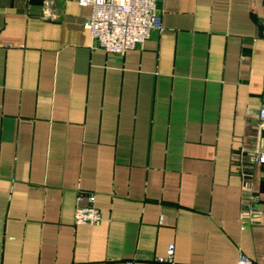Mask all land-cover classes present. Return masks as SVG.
<instances>
[{
	"label": "crops",
	"instance_id": "1",
	"mask_svg": "<svg viewBox=\"0 0 264 264\" xmlns=\"http://www.w3.org/2000/svg\"><path fill=\"white\" fill-rule=\"evenodd\" d=\"M157 7L162 31L116 56L76 0H0V264H264V165L258 222L241 166L264 0ZM79 192L99 226L74 223Z\"/></svg>",
	"mask_w": 264,
	"mask_h": 264
},
{
	"label": "built area",
	"instance_id": "2",
	"mask_svg": "<svg viewBox=\"0 0 264 264\" xmlns=\"http://www.w3.org/2000/svg\"><path fill=\"white\" fill-rule=\"evenodd\" d=\"M79 6L91 8L84 23L95 49L108 54L123 56L128 50L144 44L153 32H161V14L157 0H76ZM264 165V96L257 113V122L247 128L246 141L241 150L243 171V210L251 222L262 216L255 198L252 172L256 166ZM94 194L79 192L76 198L74 223L99 226L102 217L95 206ZM174 247L168 248L167 256L159 262L171 263ZM123 264H133L131 261ZM238 264H253L241 257Z\"/></svg>",
	"mask_w": 264,
	"mask_h": 264
}]
</instances>
